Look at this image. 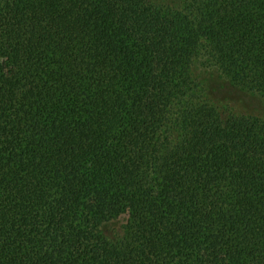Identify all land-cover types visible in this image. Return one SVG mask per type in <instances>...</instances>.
Here are the masks:
<instances>
[{"label": "trees", "instance_id": "1", "mask_svg": "<svg viewBox=\"0 0 264 264\" xmlns=\"http://www.w3.org/2000/svg\"><path fill=\"white\" fill-rule=\"evenodd\" d=\"M0 264H264V0H0Z\"/></svg>", "mask_w": 264, "mask_h": 264}, {"label": "rangeland", "instance_id": "2", "mask_svg": "<svg viewBox=\"0 0 264 264\" xmlns=\"http://www.w3.org/2000/svg\"><path fill=\"white\" fill-rule=\"evenodd\" d=\"M214 100L217 103L225 104V100L229 101L231 105L238 110L242 111H252V112H261V106L258 105L254 100L246 98L245 96L235 95L234 97H228L225 89H221L214 92L213 94Z\"/></svg>", "mask_w": 264, "mask_h": 264}]
</instances>
